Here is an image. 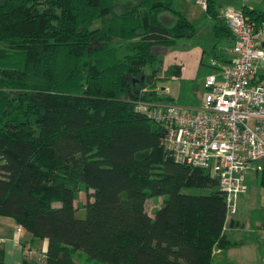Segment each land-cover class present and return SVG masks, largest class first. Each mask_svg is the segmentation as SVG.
<instances>
[{"label": "trees", "instance_id": "obj_1", "mask_svg": "<svg viewBox=\"0 0 264 264\" xmlns=\"http://www.w3.org/2000/svg\"><path fill=\"white\" fill-rule=\"evenodd\" d=\"M205 2L211 58L230 61L219 46L231 45L230 31L213 0ZM115 6L0 1V215L46 239L41 264H211L214 249L234 246L217 180L175 161L161 143L164 127L136 110L173 100L156 83L151 50L194 37L195 24L171 0H140L124 13ZM240 10L264 21L261 11ZM160 11L174 22L163 25ZM179 69L173 63L161 81ZM153 196L162 199L149 213Z\"/></svg>", "mask_w": 264, "mask_h": 264}, {"label": "built area", "instance_id": "obj_2", "mask_svg": "<svg viewBox=\"0 0 264 264\" xmlns=\"http://www.w3.org/2000/svg\"><path fill=\"white\" fill-rule=\"evenodd\" d=\"M199 4L205 8V0ZM219 16L232 37L231 57L210 58L215 72L204 79L200 107L137 103L136 110L164 127L161 143L175 161L216 178L225 224L245 192L246 173L264 170V21L248 19L240 9H225ZM23 232L15 224L12 240L28 251L20 242Z\"/></svg>", "mask_w": 264, "mask_h": 264}, {"label": "rangeland", "instance_id": "obj_3", "mask_svg": "<svg viewBox=\"0 0 264 264\" xmlns=\"http://www.w3.org/2000/svg\"><path fill=\"white\" fill-rule=\"evenodd\" d=\"M2 1V0H0ZM116 6L114 8L116 13H124L125 9H131L139 3L140 0H115ZM172 7L179 11L188 21L195 24L196 35L192 38L176 39L171 46H153L152 52L156 55L158 63L156 64L155 77L159 80L157 85L166 89L167 94L173 96L172 101H162L160 104L172 103L184 108L195 109L199 108L204 94V79L206 76L215 72L214 68L209 65L211 58L210 48L212 46V19L205 14L204 7L199 4L200 0H171ZM246 1V0H245ZM256 4V9L264 10V0H251ZM214 7L217 10V15H220V11L230 5L239 6L241 0H213ZM250 3V0H247ZM206 3V2H205ZM246 3V2H245ZM240 9V8H239ZM143 9H138V15H142ZM160 22L165 25H171L175 16L170 11H160L158 13ZM219 46L225 48L223 52L230 57L229 48L226 41H223ZM222 51V50H221ZM181 68V73L176 77H169L165 81H161V78L165 77L164 72L172 63ZM177 63V64H176ZM179 64V65H178ZM148 70H145L147 73ZM140 81L138 78H133V89H137ZM159 88H157L158 90ZM159 91V90H158ZM165 91V90H164ZM159 93V92H157ZM138 104H146V102H138ZM151 104V103H149ZM247 174V173H246ZM245 178V177H244ZM218 183V182H217ZM185 193H204L205 191L197 188H183ZM157 196H153L147 199L145 207L147 212L151 213L161 203V199H157ZM85 202V194L82 191L77 192V196L74 200L76 210L74 212L75 217L81 218L84 215L82 204ZM228 238H232L229 234ZM249 237L244 238L242 241L245 244L242 248L231 249L232 256L228 257L232 264H260L257 260L255 253L237 256L238 252L242 249L250 248V243H246ZM233 239V238H232ZM44 242V249L46 248V239H42ZM256 252V251H255ZM235 255V257H234ZM226 256V255H225ZM77 257V256H75ZM224 254H218L212 261V264H221V260ZM254 257V259H253ZM74 261H77L74 258ZM220 261V263H219ZM264 262V256L261 260ZM262 264V263H261Z\"/></svg>", "mask_w": 264, "mask_h": 264}, {"label": "crops", "instance_id": "obj_4", "mask_svg": "<svg viewBox=\"0 0 264 264\" xmlns=\"http://www.w3.org/2000/svg\"><path fill=\"white\" fill-rule=\"evenodd\" d=\"M253 3L251 0L250 3L247 0H241L239 6L230 5L224 9H239L246 6L255 11H264L256 9V4ZM179 70L180 74L182 70L181 68ZM164 92L167 93L166 89ZM171 97L173 98V96ZM260 180L261 175L259 172H248L245 175V192L237 198L235 214L223 224V231H225L226 236L229 234L233 238L231 240L234 242V246L226 249H214L212 261L218 254L223 253L224 257L221 260V264H232L228 259V257L232 256L231 249H241L245 244L242 240L249 237L246 243H250L251 247L242 249L243 251L238 252L237 256L255 253L259 263L264 264V262H261L264 256V182L260 184ZM157 199L160 200V197ZM231 221L232 224L230 226ZM14 226L15 221L11 217L0 215V264H39L46 249H44V242L42 239L31 237L24 231L21 234L20 242L22 245L28 246L29 250L26 251L17 247L12 240Z\"/></svg>", "mask_w": 264, "mask_h": 264}]
</instances>
